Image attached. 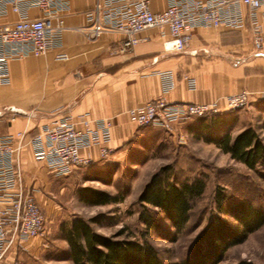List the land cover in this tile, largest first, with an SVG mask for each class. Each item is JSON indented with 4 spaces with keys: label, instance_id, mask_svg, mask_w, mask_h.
<instances>
[{
    "label": "crops",
    "instance_id": "crops-1",
    "mask_svg": "<svg viewBox=\"0 0 264 264\" xmlns=\"http://www.w3.org/2000/svg\"><path fill=\"white\" fill-rule=\"evenodd\" d=\"M96 1H69V10L63 15L66 29L60 47L44 56H27L9 63L8 84H0V136L19 132L32 136L42 125L69 116L112 119L111 156L100 161L95 147L82 151L83 156L94 161L89 167L100 168L104 163L119 160L135 131L136 126L128 122L125 112L157 99L168 104H202L247 91L252 94L250 104L263 111L264 51L252 49L248 29L199 28L181 53L165 52L162 43L166 36L149 30L142 34L147 41L122 53L118 47L124 37L119 33H109L94 41L86 39L82 31L85 13ZM165 7V0L153 2L155 12ZM31 14L38 15L36 10ZM17 19L9 12L0 17V24ZM238 37L239 43L227 40ZM59 55L65 59H59ZM166 74L174 80L169 91H164ZM185 76L195 79L194 90L188 88ZM238 124L232 136L249 127ZM262 128L260 138L264 141ZM20 170L25 189L32 192L39 205L46 203L44 193H50L55 181L62 179L54 178L45 163L35 159L30 146L21 151ZM41 243L39 238L22 241L10 250L6 260H21L23 251L41 250Z\"/></svg>",
    "mask_w": 264,
    "mask_h": 264
},
{
    "label": "built area",
    "instance_id": "built-area-1",
    "mask_svg": "<svg viewBox=\"0 0 264 264\" xmlns=\"http://www.w3.org/2000/svg\"><path fill=\"white\" fill-rule=\"evenodd\" d=\"M70 0H0V17L9 12L17 15L12 23L0 24V84L9 81V63L27 56H44L61 45L66 29L63 15ZM155 0H97L85 13L82 31L89 40L109 33L123 35L118 50L131 52L147 41L142 34L156 30L166 36L165 52L181 53L199 28L248 29L252 49L264 51V0H165L164 10L155 12ZM36 10L38 15L32 16ZM59 59H65L59 55ZM164 91L174 87L171 74L164 75ZM190 90L195 79L185 76ZM251 93L242 91L220 97L211 103L168 104L157 99L125 112L128 122L136 127L171 125L205 116H219L246 108ZM264 96V94L262 95ZM112 119H89L85 115L55 119L42 125L36 134L26 132L0 136V264H23L19 259L6 260L11 249L20 242L42 239L45 221L32 192L25 189L20 170V154L30 146L34 157L43 161L54 178L69 176L74 170L93 164L82 151L95 147L100 161L107 160Z\"/></svg>",
    "mask_w": 264,
    "mask_h": 264
},
{
    "label": "rangeland",
    "instance_id": "rangeland-1",
    "mask_svg": "<svg viewBox=\"0 0 264 264\" xmlns=\"http://www.w3.org/2000/svg\"><path fill=\"white\" fill-rule=\"evenodd\" d=\"M227 40L241 42L240 37ZM262 108L263 111L249 103L242 110L228 112L238 113L235 114L236 124L240 122L253 127L261 137L264 105ZM214 117L217 116L208 119ZM196 120L198 118L176 123L166 129L136 127L117 162L104 163L100 168H80L56 180L53 190L44 193L46 203L39 205L45 221L42 248L34 252L23 251L20 257L23 264H72L61 227L74 218L83 219L94 232L103 236L115 238L119 235L115 239L146 241L155 248L162 264H180L189 257L203 227L217 214L214 202L216 190H221L231 204L247 200L253 206L264 209V181L191 132L190 127ZM163 168H170L166 173L168 182L195 177L204 178L206 182L204 194L194 203L188 223L174 236V240L171 238L174 230L160 210L137 202L145 184ZM84 187L119 196L121 200L102 206L86 205L78 195ZM149 214L154 215L158 228L147 229L143 223L141 215ZM224 219L234 223L228 216ZM241 260L264 264V226L249 235L242 244L230 248L221 264H236Z\"/></svg>",
    "mask_w": 264,
    "mask_h": 264
},
{
    "label": "trees",
    "instance_id": "trees-1",
    "mask_svg": "<svg viewBox=\"0 0 264 264\" xmlns=\"http://www.w3.org/2000/svg\"><path fill=\"white\" fill-rule=\"evenodd\" d=\"M201 117L191 125L190 131L207 143L214 145L231 160L242 164L264 181V141L256 130L249 126L235 136L232 130L236 124L234 112L208 119ZM161 169L145 184L137 202L159 209L170 222L172 240L186 226L194 203L204 194V178L168 182L167 171ZM80 201L86 205L102 206L118 203L119 196H111L90 187L78 191ZM217 214L196 237L189 257L180 264H221L225 253L242 244L249 235L264 226V209L257 208L247 200L230 203L228 197L216 190L214 196ZM224 216L233 220L229 223ZM147 229L158 228L154 215H141ZM68 246V258L72 264H162L155 248L147 243L117 240L94 232L81 218H74L61 227ZM120 234V233H119ZM236 264H251L241 260Z\"/></svg>",
    "mask_w": 264,
    "mask_h": 264
}]
</instances>
